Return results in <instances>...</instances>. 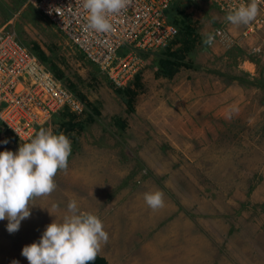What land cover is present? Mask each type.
Returning <instances> with one entry per match:
<instances>
[{
	"label": "rangeland",
	"instance_id": "1",
	"mask_svg": "<svg viewBox=\"0 0 264 264\" xmlns=\"http://www.w3.org/2000/svg\"><path fill=\"white\" fill-rule=\"evenodd\" d=\"M178 7L195 29L187 56L195 67L166 77L157 62L166 48L148 51L130 107L118 92L125 87L31 0H0V28L14 21L21 41L55 50L64 82L76 85L87 108L55 114L43 127L70 140L67 170L58 171L50 195L30 201L17 232L0 221V264H29L23 247L63 222L72 200L102 221L108 241L98 254L110 264H264V32L244 38L246 25L229 23L209 0H178ZM223 22L234 41L205 45ZM70 120L75 126L66 128ZM24 143L0 123V152ZM155 191L164 206L152 210L144 193Z\"/></svg>",
	"mask_w": 264,
	"mask_h": 264
},
{
	"label": "built area",
	"instance_id": "2",
	"mask_svg": "<svg viewBox=\"0 0 264 264\" xmlns=\"http://www.w3.org/2000/svg\"><path fill=\"white\" fill-rule=\"evenodd\" d=\"M31 1L117 87L134 82L144 66L142 52L166 47L178 33V27L168 18V10L176 0H129L124 10L107 17L112 28L106 33L87 27L88 13L82 8L81 0ZM209 1L227 15L251 2ZM257 3L258 15L242 30L244 38L264 32V0ZM10 22L11 25L0 28V122L19 140L30 142L55 114L64 111L82 114L87 108L20 40L14 21ZM212 34L213 44L218 39L227 44L235 39L225 22ZM70 156L71 153L68 160Z\"/></svg>",
	"mask_w": 264,
	"mask_h": 264
},
{
	"label": "clouds",
	"instance_id": "3",
	"mask_svg": "<svg viewBox=\"0 0 264 264\" xmlns=\"http://www.w3.org/2000/svg\"><path fill=\"white\" fill-rule=\"evenodd\" d=\"M128 3L129 0H81L82 8L88 13L87 27L98 33L109 32L112 25L107 17L120 13ZM258 12L257 0H251L247 6L230 11L226 20L236 26L248 25ZM214 40L213 34H207L203 42L211 46ZM8 142L5 139L2 143ZM70 153L71 143L65 135L43 128L30 142L21 145L18 152H0V221H8L9 233L17 232L21 222L31 216L32 199L50 195L55 190L54 177L58 171L67 170ZM144 200L152 210L164 206L161 191L145 192ZM67 210L70 215H66L63 222L49 224L38 242L23 247L21 254L29 264L95 261L102 243L108 241L102 221L91 213H81L75 200L68 203ZM12 264L19 261L14 260Z\"/></svg>",
	"mask_w": 264,
	"mask_h": 264
},
{
	"label": "trees",
	"instance_id": "4",
	"mask_svg": "<svg viewBox=\"0 0 264 264\" xmlns=\"http://www.w3.org/2000/svg\"><path fill=\"white\" fill-rule=\"evenodd\" d=\"M168 18L169 21L175 24L178 27L179 34L165 47V52L159 53L157 55V62L161 68L160 73L164 76L172 78L178 72V70L185 66V67H195L193 63H190L187 59V56L192 53L195 47L196 40L192 37V33L195 32V29L191 26V15L181 11L178 7V0H176L168 10ZM174 41H183V45L173 49L171 47ZM23 42V41H22ZM24 44L28 45L34 53L44 62L54 73L55 75L64 81L65 72L60 66L58 62L59 56L55 50H52V53L49 54L39 43L34 42L32 45L23 42ZM84 54V53H83ZM143 56L147 54V52L141 53ZM85 56V55H84ZM140 77V72L136 75L134 82L125 88H121L118 90L119 94H121L127 104L132 107L133 100L135 95L137 96L136 90H133L132 87ZM264 79L261 81V85H264ZM70 87L79 98L85 99L82 93H77V90L74 89L76 85H71ZM64 115H67L69 112L64 111L62 112ZM73 115V113H72ZM1 123V122H0ZM63 125L67 127L75 126V123L70 121H63ZM90 264H110L108 259L100 254H97L95 261L90 262Z\"/></svg>",
	"mask_w": 264,
	"mask_h": 264
}]
</instances>
